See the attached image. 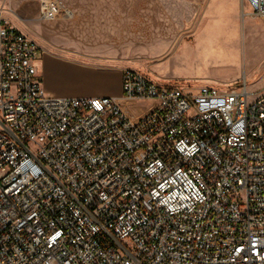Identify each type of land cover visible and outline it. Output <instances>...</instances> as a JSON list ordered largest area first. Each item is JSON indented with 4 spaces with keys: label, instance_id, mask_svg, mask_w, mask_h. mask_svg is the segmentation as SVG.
<instances>
[{
    "label": "built area",
    "instance_id": "2783aa9c",
    "mask_svg": "<svg viewBox=\"0 0 264 264\" xmlns=\"http://www.w3.org/2000/svg\"><path fill=\"white\" fill-rule=\"evenodd\" d=\"M264 14V0H242ZM38 0V18H70ZM39 44L0 23V264H264V93L121 73L113 96L48 94Z\"/></svg>",
    "mask_w": 264,
    "mask_h": 264
},
{
    "label": "rangeland",
    "instance_id": "374dc122",
    "mask_svg": "<svg viewBox=\"0 0 264 264\" xmlns=\"http://www.w3.org/2000/svg\"><path fill=\"white\" fill-rule=\"evenodd\" d=\"M59 1L74 17L58 18L72 21L78 16L88 35L83 45L90 54L124 60L126 66L165 84L226 89L246 83L254 95L264 93V46L249 37L261 29L257 18L250 25L247 16L256 15L242 0ZM0 12L22 32L28 19L39 22L33 28L39 45L41 35L51 39L52 30L42 31L40 24L57 18L40 20L38 0H0ZM260 42L264 44V39ZM41 50L35 61L38 71ZM120 106L130 118L142 110L129 100Z\"/></svg>",
    "mask_w": 264,
    "mask_h": 264
},
{
    "label": "crops",
    "instance_id": "0c3cea01",
    "mask_svg": "<svg viewBox=\"0 0 264 264\" xmlns=\"http://www.w3.org/2000/svg\"><path fill=\"white\" fill-rule=\"evenodd\" d=\"M255 15L253 18L247 16L248 21L251 25L257 18V25L261 30L259 35L252 33L249 37L254 43L264 46L260 42L264 39V16H262L264 14ZM71 16L73 18L74 14ZM76 18L72 21L57 18L53 22L40 24L43 28L42 31L47 28L52 30L51 39L41 35V45H39L42 49L39 74L44 90L53 96L98 97L106 95L115 97L119 104L122 101H127L121 94V73L123 68L129 66H126L124 60L121 59L114 60L112 57L90 54L83 45L88 40L87 32L83 29L78 16ZM10 19L6 13L0 12V23L2 20H7L13 24ZM28 20L30 24L25 23L24 33L38 43L36 40L38 37L33 28L39 22L33 18ZM103 35L101 36L103 37ZM51 40L52 42H50ZM49 43H53V50L49 48ZM76 44L78 45L76 46ZM135 103L140 104L142 110L133 116L134 119L155 105L154 100H137Z\"/></svg>",
    "mask_w": 264,
    "mask_h": 264
},
{
    "label": "bare ground",
    "instance_id": "6f19581e",
    "mask_svg": "<svg viewBox=\"0 0 264 264\" xmlns=\"http://www.w3.org/2000/svg\"><path fill=\"white\" fill-rule=\"evenodd\" d=\"M23 15V14H22Z\"/></svg>",
    "mask_w": 264,
    "mask_h": 264
}]
</instances>
